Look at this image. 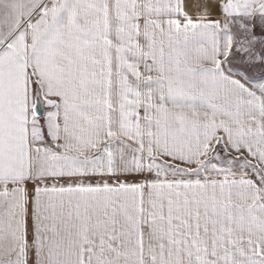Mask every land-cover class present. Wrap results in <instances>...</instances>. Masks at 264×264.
<instances>
[{
    "label": "snow or ice",
    "instance_id": "6c2138e0",
    "mask_svg": "<svg viewBox=\"0 0 264 264\" xmlns=\"http://www.w3.org/2000/svg\"><path fill=\"white\" fill-rule=\"evenodd\" d=\"M0 264H264V0H0Z\"/></svg>",
    "mask_w": 264,
    "mask_h": 264
}]
</instances>
